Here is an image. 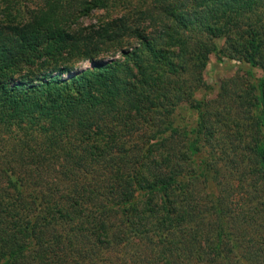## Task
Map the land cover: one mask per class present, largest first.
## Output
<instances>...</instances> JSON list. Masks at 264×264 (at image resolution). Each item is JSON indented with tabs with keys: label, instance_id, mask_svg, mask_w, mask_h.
I'll list each match as a JSON object with an SVG mask.
<instances>
[{
	"label": "trees",
	"instance_id": "trees-1",
	"mask_svg": "<svg viewBox=\"0 0 264 264\" xmlns=\"http://www.w3.org/2000/svg\"><path fill=\"white\" fill-rule=\"evenodd\" d=\"M4 1L0 264H264V0Z\"/></svg>",
	"mask_w": 264,
	"mask_h": 264
},
{
	"label": "rangeland",
	"instance_id": "rangeland-1",
	"mask_svg": "<svg viewBox=\"0 0 264 264\" xmlns=\"http://www.w3.org/2000/svg\"><path fill=\"white\" fill-rule=\"evenodd\" d=\"M40 1L41 0H19V2H16V0H10V5L13 7L16 4V6H19L21 8L24 5L25 8H32L38 3H40ZM120 1L121 0H115L114 2H112V5H119ZM137 2H139V0ZM5 4H6V1L0 0V12H1V8L5 6ZM119 6H122V5H119ZM121 8L124 9V6H122ZM110 9L112 10L111 7ZM127 9L128 8H126V10ZM108 12H111V11L108 10ZM105 14H106L105 10H96L88 14H83L76 20V22L73 25L83 26V27L89 26L91 23H94L97 20H99L102 16H105ZM216 44L218 47H221L223 45V39H217ZM80 64L81 65L79 69L90 66V63L86 61H82L80 62ZM238 66H239V63L233 59L222 58V57H218L217 54H211L209 57V61L204 70L205 80L208 83L215 85L219 78L233 74L237 70ZM257 72L260 73V70H257ZM180 113L187 116V119L193 118L195 116L194 112L184 107L181 108ZM14 133H17V132L15 129H12L11 134H14Z\"/></svg>",
	"mask_w": 264,
	"mask_h": 264
}]
</instances>
